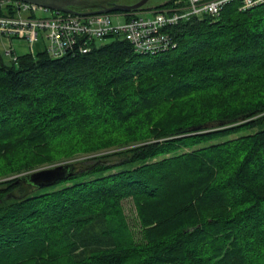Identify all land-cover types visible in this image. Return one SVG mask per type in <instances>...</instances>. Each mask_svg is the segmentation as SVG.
Returning a JSON list of instances; mask_svg holds the SVG:
<instances>
[{
    "label": "trees",
    "instance_id": "trees-1",
    "mask_svg": "<svg viewBox=\"0 0 264 264\" xmlns=\"http://www.w3.org/2000/svg\"><path fill=\"white\" fill-rule=\"evenodd\" d=\"M170 32L155 54L109 35L0 55V264H264V3ZM57 137L79 139L59 161L117 150L49 186L16 176ZM127 197L141 242L117 219Z\"/></svg>",
    "mask_w": 264,
    "mask_h": 264
},
{
    "label": "built area",
    "instance_id": "built-area-1",
    "mask_svg": "<svg viewBox=\"0 0 264 264\" xmlns=\"http://www.w3.org/2000/svg\"><path fill=\"white\" fill-rule=\"evenodd\" d=\"M231 0H175V6L158 7L148 16L122 12L123 21H113L107 12L80 15L49 9L21 0H0V36L34 42L39 36L46 40L45 52L59 58L68 52L86 53L91 43L106 36L127 39L135 52L155 54L175 46L170 29L180 21L204 13L218 15ZM239 9L246 10L264 0H237ZM37 10L50 11L48 16H37ZM121 16L120 14H116ZM8 53L16 61L12 48ZM30 53L34 54L32 49Z\"/></svg>",
    "mask_w": 264,
    "mask_h": 264
},
{
    "label": "rangeland",
    "instance_id": "rangeland-1",
    "mask_svg": "<svg viewBox=\"0 0 264 264\" xmlns=\"http://www.w3.org/2000/svg\"><path fill=\"white\" fill-rule=\"evenodd\" d=\"M84 1L85 3L83 5H79L78 3L75 5H72L71 8L75 10H98L97 4L93 5L94 3H99L101 0H80L79 2ZM168 0H120V4L122 5H127L131 6L136 3H141L138 8L135 10H132L131 12H134L138 15L141 16H148L151 14V10L159 7V5L163 4ZM83 3V2H82ZM87 3H91L90 5H85ZM111 14L112 20L115 21H123L124 16H122V11H114V12H109ZM50 14V11H44V10H37V16H48ZM116 14H120L121 16H117ZM111 38L105 37L101 39H96L97 44H102L105 42H108ZM45 44L46 40L42 37L39 36L38 39L34 42H28L27 40L24 39H17V38H8V37H3L0 36V55L3 59V61L6 64H11L12 60V55L8 53L9 49L12 48L15 55H23L26 53H30V50L32 49L34 54H38L41 52L45 51ZM98 115L99 113H93ZM170 112H166V114L162 115L166 118H170L171 115H169ZM105 128L99 126L96 130H94L92 133H100V129ZM101 134V133H100ZM76 141H79L78 138L71 137V138H59L57 137L56 139L51 140L50 143H48L47 148L41 152L39 155L40 159V167L36 169H41V168H49V167H54L56 165L64 164L68 165V163L75 162L77 160H84L87 157H93L97 156L100 154L104 153H111L114 150L117 149H107L102 152H96L93 154H88V155H79L78 158H72V156L68 159H63L62 161L60 157L64 155L65 152H67L66 155H69L70 153L72 154V148L74 147ZM70 147H72L70 149ZM50 160V161H49ZM34 169V170H36ZM33 171V170H31ZM28 172H22L16 174V176H21L23 174L29 173ZM6 179V178H5ZM120 215L118 216V220L122 222L123 224L125 223L126 229H129L131 233V237L135 242H141L143 240V232L141 230L137 215H136V210L134 207L133 200L131 197H127L122 200L121 202V208H120Z\"/></svg>",
    "mask_w": 264,
    "mask_h": 264
},
{
    "label": "water",
    "instance_id": "water-1",
    "mask_svg": "<svg viewBox=\"0 0 264 264\" xmlns=\"http://www.w3.org/2000/svg\"><path fill=\"white\" fill-rule=\"evenodd\" d=\"M25 2H33L35 4L47 7L49 9L61 10L66 12H73L80 15H86L90 13H101V12H114L123 11L129 12L138 8L142 2L133 4L131 6L122 4H112L110 7L98 10H75L71 6L77 2V0H21ZM200 127H194L193 129H199ZM69 166L60 164L54 167L41 168L33 170L25 176L29 181L36 184L38 187L49 186L54 184L57 180L63 179L68 173Z\"/></svg>",
    "mask_w": 264,
    "mask_h": 264
},
{
    "label": "flooded vegetation",
    "instance_id": "flooded-vegetation-1",
    "mask_svg": "<svg viewBox=\"0 0 264 264\" xmlns=\"http://www.w3.org/2000/svg\"><path fill=\"white\" fill-rule=\"evenodd\" d=\"M80 0H77V2L75 4H79V5H83L85 2L82 1V2H79ZM120 0H101L99 3H94L93 5H96L98 8L97 9H105V8H108L110 7L112 4H120ZM73 4V5H75ZM91 3H87L85 5H90Z\"/></svg>",
    "mask_w": 264,
    "mask_h": 264
}]
</instances>
